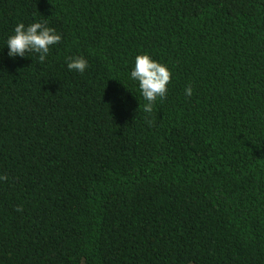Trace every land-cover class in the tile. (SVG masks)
I'll use <instances>...</instances> for the list:
<instances>
[{
  "label": "trees",
  "instance_id": "obj_1",
  "mask_svg": "<svg viewBox=\"0 0 264 264\" xmlns=\"http://www.w3.org/2000/svg\"><path fill=\"white\" fill-rule=\"evenodd\" d=\"M0 176V264H264V0H0Z\"/></svg>",
  "mask_w": 264,
  "mask_h": 264
},
{
  "label": "clouds",
  "instance_id": "obj_2",
  "mask_svg": "<svg viewBox=\"0 0 264 264\" xmlns=\"http://www.w3.org/2000/svg\"><path fill=\"white\" fill-rule=\"evenodd\" d=\"M60 41L61 36L44 22H32L27 26L20 22L15 25L13 34L8 36L5 48L10 59H23L27 54H36L38 61L44 63L51 47ZM66 64L69 71L81 74L88 67L87 60L82 56L70 57ZM171 76L167 65L154 60L149 54L135 57L129 80L137 85L139 94L146 102L143 105L145 113H150L155 102L166 95ZM191 94V87H186L185 95ZM3 179L5 177L0 176V180Z\"/></svg>",
  "mask_w": 264,
  "mask_h": 264
}]
</instances>
